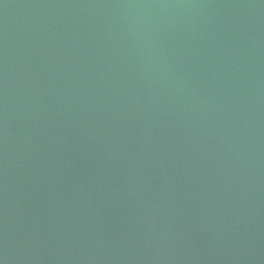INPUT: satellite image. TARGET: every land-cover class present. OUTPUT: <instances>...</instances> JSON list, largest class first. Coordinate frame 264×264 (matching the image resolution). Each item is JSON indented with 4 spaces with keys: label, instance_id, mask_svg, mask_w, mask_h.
<instances>
[{
    "label": "water",
    "instance_id": "1",
    "mask_svg": "<svg viewBox=\"0 0 264 264\" xmlns=\"http://www.w3.org/2000/svg\"><path fill=\"white\" fill-rule=\"evenodd\" d=\"M0 264H264V0H0Z\"/></svg>",
    "mask_w": 264,
    "mask_h": 264
}]
</instances>
